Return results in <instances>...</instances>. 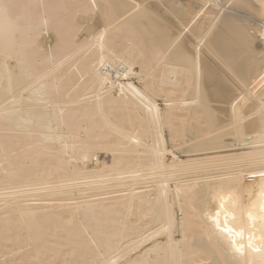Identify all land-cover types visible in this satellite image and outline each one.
<instances>
[{"label":"bare ground","instance_id":"1","mask_svg":"<svg viewBox=\"0 0 264 264\" xmlns=\"http://www.w3.org/2000/svg\"><path fill=\"white\" fill-rule=\"evenodd\" d=\"M0 3V264H264V0Z\"/></svg>","mask_w":264,"mask_h":264},{"label":"snow or ice","instance_id":"2","mask_svg":"<svg viewBox=\"0 0 264 264\" xmlns=\"http://www.w3.org/2000/svg\"><path fill=\"white\" fill-rule=\"evenodd\" d=\"M6 9L7 5L0 3V11ZM258 38L264 41V32H260ZM259 175L264 180V172ZM214 199L216 209L206 213V218L217 236L241 256L245 255L246 250L264 256V186L261 187L258 213L256 205L243 207L235 195L230 194L226 198L218 194Z\"/></svg>","mask_w":264,"mask_h":264},{"label":"rangeland","instance_id":"3","mask_svg":"<svg viewBox=\"0 0 264 264\" xmlns=\"http://www.w3.org/2000/svg\"><path fill=\"white\" fill-rule=\"evenodd\" d=\"M51 34V33H50ZM50 34L48 33V35H46L45 37H44V40H46L47 38H49V36H50ZM132 39V38H131ZM64 64L66 63V62H63ZM63 63H62V65H63ZM61 66V65H60ZM64 66V65H63ZM63 66H61V67H63ZM60 67V68H61ZM75 75H77V72H75Z\"/></svg>","mask_w":264,"mask_h":264}]
</instances>
